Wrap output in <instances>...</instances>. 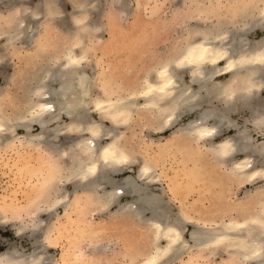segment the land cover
Returning a JSON list of instances; mask_svg holds the SVG:
<instances>
[{
  "label": "rangeland",
  "instance_id": "1",
  "mask_svg": "<svg viewBox=\"0 0 264 264\" xmlns=\"http://www.w3.org/2000/svg\"><path fill=\"white\" fill-rule=\"evenodd\" d=\"M13 1L0 0V33L4 32L5 26V28L8 26L7 20H4L6 17L16 18L23 14L30 17L32 13L38 11L36 16L33 15L36 17L34 20L31 21L27 17L30 23L27 25L26 21V30L17 37L28 38L31 36L29 33H32L34 41L37 42L45 39L42 33L46 26L50 28L55 26L52 32L50 31L52 34L49 38L51 42H55L54 45H41L42 47L39 46L37 51L36 46L28 47L26 42L18 39L15 45L3 50L7 39L4 41V36L0 35V93L7 91L3 96L5 101L2 99V107L3 109L6 107V114H12L14 111L24 113L30 108L32 100L34 101L31 99V89L37 83L35 77L41 74L42 68L47 64L56 62L57 58H63V52L69 48L65 40H70L73 32L71 30L77 28L75 14L76 16L79 13L89 14L90 22L94 23H91L93 28H97L96 24L100 25L98 30H92L95 32L87 38V55L82 60V64L76 65L78 70H74L73 73L78 77H88V91L90 90L91 96L101 97L104 95L103 86L107 82L106 77L111 75V72H119L116 79L118 82L135 79L146 74L147 68L155 62L154 57L163 56L173 46H182L195 39L200 40L202 34L198 33L191 37L193 30L196 32L211 28L216 30L213 28L214 23L219 24L222 21L228 22L230 27L223 29L229 30L234 26L237 27L239 21H242L239 19L242 15L239 16L237 12L238 6L234 7V0H212V3L211 0H125L126 5H115L111 0H90V5L89 0H19V3ZM246 1L241 0L239 3L245 5ZM261 2L262 0L255 1L257 6H260ZM97 5L99 6L96 8ZM215 12L217 14L213 16ZM223 35L225 36L221 35V39L215 37L214 40L215 44L221 46L217 59L218 68L213 71L214 80L219 81L220 84L230 77V73L223 70L226 66L225 55L228 56L226 53H230L227 50L230 39L227 34ZM263 35L264 30L257 29L250 36L256 40ZM82 47L77 49V53H82ZM135 64L140 66L141 71ZM32 76L34 79L31 78ZM184 77L189 80L187 73ZM123 90L119 89L112 97L122 95ZM259 91L261 95L257 103L261 105L260 109L264 113V81ZM91 96L86 98L88 102H91ZM202 104L200 109L211 105L220 111L223 109L221 108L223 101L217 99L213 100L212 104L208 100ZM242 107L227 116L231 115L229 118L232 120L236 118L237 123L245 121L244 124L251 127V109ZM91 115L100 122L101 118L96 112H92ZM197 116L198 112L195 110L183 114L174 127L161 126L156 119L154 121L153 118L156 117L152 113L145 117L135 112L129 121L124 120L125 123L118 121L115 125L104 119V126L114 128L111 132L103 134L100 140L105 143L115 139L112 137L113 134L122 135L117 138L131 156V163L130 167L124 168L117 177H122L124 174L136 175L142 165L151 163V172L156 175L151 188L154 193H162L166 200L165 204L167 202L169 207V218L179 215L186 220L185 226L189 229L185 233L187 240L190 239V230L195 227L194 223H199L198 225L203 226L202 229L209 230L206 226L217 227L218 224H229L231 221L242 222L243 219L260 212L263 208L259 203L260 190L254 188L264 183L263 178H258L257 181L254 180L255 182H244L231 180L225 173L227 166H232L236 160L248 154L252 160L250 164H255L258 161L257 153L249 152L250 149L248 151L245 148L246 151L244 150L243 153V148L238 149L239 152H233L223 164L218 162L213 151L208 150L210 141H187L188 139L180 132H172L178 124H186ZM69 119L65 116L66 122H69ZM214 122L212 118L209 125L212 127ZM37 128L38 126L35 125L34 131H37ZM214 129L208 138L211 137L216 143L235 133V129L227 128V124H222L217 130ZM17 132L23 135L25 130L19 128ZM83 134V139L90 136L89 131ZM254 138L264 141V134L255 133ZM18 141L21 143L20 140ZM22 143L25 146L28 144L25 141ZM37 146L39 148L40 145ZM26 148V150L21 148L22 151L17 148H6V151L0 148V261L3 257L4 260L15 254L21 260L29 259V256L37 253L43 261L42 264H138L147 254L155 250L150 224L144 217H141L142 220L140 216L127 217L118 212L117 202L114 204L100 202L94 199L93 193L78 189L76 183L71 181L57 185L65 202L47 207L50 208L49 210L45 206V211L35 212L32 208L34 205L30 203L35 198L34 194L36 195L38 178H31L35 179V181L31 180L32 185L30 181L28 182L29 175L25 169L36 164L39 150L36 149V145L33 146V153L32 147ZM39 149L45 154L49 152H46L43 146ZM64 165L66 166V163ZM108 181L106 180L107 183L102 185L104 187L106 184V190L111 189ZM32 186L35 189H32ZM102 189H99L101 193L104 191ZM119 196L117 201L121 202L133 198L130 193ZM49 197L53 198L52 194ZM39 205L37 207L43 206ZM32 210L34 214H30ZM37 224L35 233L34 228L31 227ZM23 225H27L28 228L26 226L20 228ZM162 243H166L165 240H162ZM187 244L188 247L185 246L181 253L171 254L167 257L168 260L165 259L160 264H166V260L167 262L170 260L167 264H243L237 255H235L237 260H234V255L227 253L225 247L224 250L207 244L198 247V243L193 240H189Z\"/></svg>",
  "mask_w": 264,
  "mask_h": 264
},
{
  "label": "bare ground",
  "instance_id": "2",
  "mask_svg": "<svg viewBox=\"0 0 264 264\" xmlns=\"http://www.w3.org/2000/svg\"><path fill=\"white\" fill-rule=\"evenodd\" d=\"M14 1L19 3V0ZM111 1L115 5H126L125 0ZM234 1V7L238 6L239 16L242 15L239 18L242 21H239L237 27L234 26L233 29L230 28L229 30L223 29V27L230 26L228 22L219 18L222 22L214 23L213 28L216 30L211 28L200 32L195 30L191 32V37L198 35V33L202 34L200 40H191L192 42L188 40V44L173 46L163 56L154 57L155 62L147 68L145 75L129 79L127 82H118L116 79L119 72L115 73L114 71L111 72V75L107 74V82L103 86L105 95L103 97L91 96L90 90L88 91V77H78L73 73L74 70H78L76 65L82 64V60L87 55V38L99 28V24L96 23L97 28H93L94 23L90 22L89 14L79 13L76 16L74 13L77 28L71 30L73 32L70 35V40H65L69 48L63 52V58H57L56 62L47 64L42 68L41 74L35 77L37 83L31 89V99L34 101L32 100L30 108L24 113L14 111L12 114H6L7 110L6 107L3 109L2 101H5L3 96L7 91L0 93V148L5 151L6 148H17V150L22 151L23 148L26 150V147L28 149L32 147V151L33 146L36 145V149L39 150L37 156L34 154L36 164L32 163V166L25 169L29 175L28 182L35 181L31 178H38L36 189L35 185L32 186L36 195L34 194L35 198L30 203V205H34L32 208L35 212L45 211V206L47 208L65 202L63 201L64 198H61V191L57 185L71 181L76 183L78 189L93 193L94 199L100 202L108 204L117 202L118 212L127 217L140 216L141 220L143 217L147 220L152 231L151 238L152 242L155 243V250L147 254L146 258L138 264H160L171 254L181 253L185 246V248L188 247L189 240L196 241L198 247L205 244L213 248H222L221 250H224L223 247H225L227 253L234 255V260H237L235 257L237 255L243 264L250 262H254L250 264H264V183L254 187L260 190L261 199L259 203L263 206L260 212L253 213L243 219L242 222L231 221L229 224H218L217 227L206 226L209 230L202 229L203 226L198 225L199 223H194L195 227L190 230V239L187 240L185 233L189 229L185 226L186 220L179 215L169 218V207L167 202L165 204V198L162 193H154L151 188L152 181L156 180V175L151 172V163L142 165L136 175L124 174L122 177H117L119 173L124 171V168H129L131 163V156L120 139L118 140L121 134H113L112 137L115 139L111 141L100 142L101 136L111 132L114 128L104 126V119H108L115 125L118 124V121L121 123L129 121L135 112L143 114L145 117L152 113L156 117L153 118L154 121L156 119L161 126L170 125L174 127L179 117L195 110L198 112L196 118L186 124H178L172 129V132H180L183 137L188 139L187 141H210V143L208 142V150L213 151L218 162L223 164L238 149L243 148V153L245 149L248 151L250 149L249 152L257 153L258 161L256 160L255 164H250L252 160L248 154L244 156L245 158L236 160L232 166H227L225 173L231 180L249 182L258 178L264 179V141L254 138L255 133L264 134V113L260 109L261 105L257 103V99L261 95L259 87L264 81V35L256 40L250 36L257 29L264 30V0L260 6H257L256 0H247L245 5L239 3L241 0ZM226 2L228 3V1ZM88 3L90 5V0ZM221 3L223 4V1ZM229 4L231 6V3ZM82 11L86 10L83 9ZM37 12L29 14L30 17L22 12L23 15L16 18L8 16L4 19L7 20L8 26L7 28L5 26L4 32L0 33L4 36L3 40L7 39L6 42L3 41L5 43L3 50L15 45L18 39H21V42H26L28 47L34 46L35 48L36 46L37 51L41 45H54L55 41L51 42L49 38L55 26L52 28L46 26L42 33L45 39L37 42L34 41L32 33H29L31 36L28 38L25 36L17 37L26 30V21L29 25L30 21L27 20V17L32 21L36 18L33 15L36 16ZM129 14L131 13L129 12ZM216 14L215 12L213 16ZM223 19L225 20V17ZM203 21L205 20L203 19ZM223 34H227L230 39L227 47L230 53H226L228 56L225 55L226 66L223 68L230 73V77L220 84L219 81L214 80L213 71L218 68L219 61L217 59L221 46L215 44L214 40L215 37L221 39V35L222 37L225 36ZM79 47H82V53H77ZM135 66L141 71L140 66L137 64ZM136 71L135 69V74ZM183 73L188 74L189 80L185 79ZM31 78L34 79V76ZM10 80L9 78L8 81ZM119 89L126 91L123 90L122 95L112 97L113 94H117ZM88 96H91V102L86 100ZM215 99L223 101L222 111L213 105L200 109V106L203 105L202 102L208 100L212 104ZM241 106L251 109V127L244 124V120V123H237L236 118L232 120L229 118L231 115L227 116ZM92 112L99 115L101 123L92 117ZM65 116L70 118L69 122H66ZM212 118L215 122L211 127L209 122ZM248 121L250 122L249 119ZM222 124H227V128L233 127L235 133L216 143L208 136L214 128L217 130ZM35 125L38 126L37 131H34ZM19 128L25 130L23 135L17 132ZM85 131H89L90 136L83 139L82 136ZM23 141L28 144L25 146ZM37 145L43 146L45 151L49 152L45 154L40 151V146L38 148ZM63 162L66 163V166ZM106 180H109L108 182L111 184L109 190L105 189L106 184L104 187L102 186L103 183H107ZM242 181L240 182L242 183ZM100 188L104 189V191L102 189L103 193L99 191ZM126 193L132 194V200L117 201L120 197L119 194L124 195ZM51 194L53 198L49 197ZM39 204L44 207H37ZM33 210L30 214L35 213ZM145 216L147 217L145 218ZM24 226L28 228L27 225L20 228ZM37 227L38 224L31 228H34L33 231L35 232ZM31 228L29 229L31 230ZM162 240H165L166 243H162ZM3 258L0 264L43 263L37 253L29 256V259L25 258L26 261L19 259L16 254L4 260ZM167 260L166 264L170 261L167 262Z\"/></svg>",
  "mask_w": 264,
  "mask_h": 264
}]
</instances>
